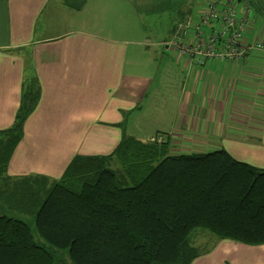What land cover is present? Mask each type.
I'll return each mask as SVG.
<instances>
[{"label":"crops","instance_id":"obj_1","mask_svg":"<svg viewBox=\"0 0 264 264\" xmlns=\"http://www.w3.org/2000/svg\"><path fill=\"white\" fill-rule=\"evenodd\" d=\"M108 1L0 0V131L14 123L26 75L36 76L40 92L7 176L58 181L74 157L110 155L124 135L169 138L178 155L224 150L264 170L263 50L221 62L176 57L167 41L151 45L160 53L106 37L104 20L117 13ZM242 4L250 9L245 44L264 42L258 11ZM189 17L197 16L176 27ZM191 264H264V245L217 241Z\"/></svg>","mask_w":264,"mask_h":264},{"label":"trees","instance_id":"obj_2","mask_svg":"<svg viewBox=\"0 0 264 264\" xmlns=\"http://www.w3.org/2000/svg\"><path fill=\"white\" fill-rule=\"evenodd\" d=\"M39 94L26 75L0 131V264H58L54 252L70 264H191L217 241L264 245V170L224 150L170 155L169 138L124 135L110 155L74 157L58 181L8 177ZM198 231L214 238L204 251L192 245Z\"/></svg>","mask_w":264,"mask_h":264},{"label":"rangeland","instance_id":"obj_3","mask_svg":"<svg viewBox=\"0 0 264 264\" xmlns=\"http://www.w3.org/2000/svg\"><path fill=\"white\" fill-rule=\"evenodd\" d=\"M249 1L252 2L254 9L258 11L254 15L258 22L257 27H259L261 24H264H260V22H264V0H257V3L253 0ZM76 2L81 3V0H76ZM108 2L116 5L117 13H115V17L107 15L105 18L106 27H111L112 30L110 33H104V36H115L120 41L129 43H149L151 50L163 53L162 49L157 47L152 48L151 45L170 40L176 25L188 16L195 15L206 0H111ZM53 3L54 1L52 2V7L54 6ZM126 10L129 12H126ZM71 26L72 24L69 23L68 27ZM261 52H264V50ZM257 55L264 57L263 53H257ZM131 132L132 129L127 130V134H131ZM171 149L172 147L169 146V153ZM172 154L170 153V155ZM16 218L29 222L27 218L20 215H17ZM33 237L36 244L44 245L43 241L34 231ZM213 243L214 238L212 236L200 231L196 232L192 240V245L201 251L208 249ZM54 255L56 263L70 264L66 255L60 257V254L55 252Z\"/></svg>","mask_w":264,"mask_h":264},{"label":"built area","instance_id":"obj_4","mask_svg":"<svg viewBox=\"0 0 264 264\" xmlns=\"http://www.w3.org/2000/svg\"><path fill=\"white\" fill-rule=\"evenodd\" d=\"M245 12L240 17V11ZM196 20L189 17L176 27L164 46L174 56L203 58L221 62H239L250 51L264 50L263 42L245 44L244 33L250 18L247 4L239 0H206L196 12ZM162 138H158L157 143Z\"/></svg>","mask_w":264,"mask_h":264}]
</instances>
